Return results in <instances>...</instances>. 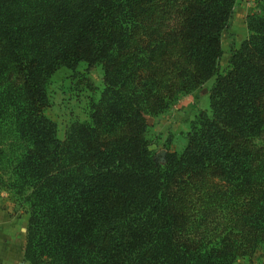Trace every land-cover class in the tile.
I'll return each instance as SVG.
<instances>
[{
    "label": "trees",
    "instance_id": "1",
    "mask_svg": "<svg viewBox=\"0 0 264 264\" xmlns=\"http://www.w3.org/2000/svg\"><path fill=\"white\" fill-rule=\"evenodd\" d=\"M220 72L236 0H0V185L28 209L29 264H237L264 252V0ZM103 90L64 141L60 68ZM214 78L211 116L157 162L145 134ZM4 160V162H2Z\"/></svg>",
    "mask_w": 264,
    "mask_h": 264
},
{
    "label": "rangeland",
    "instance_id": "2",
    "mask_svg": "<svg viewBox=\"0 0 264 264\" xmlns=\"http://www.w3.org/2000/svg\"><path fill=\"white\" fill-rule=\"evenodd\" d=\"M262 2V0H236L231 23L221 39L223 52L219 64L221 73L227 71L232 51L238 50L247 38V17L254 12H258ZM214 80L212 78L196 91L186 95L187 97L190 95L195 97L193 100L195 107L191 109V114H188L186 118L184 116L183 118H177V114L181 110L179 108H175L170 114L165 111L157 117L146 116L148 128L145 137L150 144V150L162 168L165 169L167 166L165 158L168 153L180 154L184 150L190 124L199 113L203 112L209 117L211 116L208 97ZM102 90L103 71L100 66L88 68L86 64H80L75 71L62 67L54 73L45 86L48 106L44 111V116L55 125L59 141H64L69 128L74 123L88 121L91 109L99 100ZM173 106L174 104L170 108ZM198 107H205L206 110ZM174 119H176V122L173 128L170 120ZM1 137L3 140L0 139V145H5L8 133L3 132ZM8 181L9 176L4 173L0 185V201L5 205L12 206L15 215L24 216L26 219V244L23 251V264H29L26 251L28 245V209L23 204L19 193L6 187V185H9ZM254 259L255 261L240 260L237 264H248L246 261H249L250 264H264V252H258Z\"/></svg>",
    "mask_w": 264,
    "mask_h": 264
},
{
    "label": "crops",
    "instance_id": "3",
    "mask_svg": "<svg viewBox=\"0 0 264 264\" xmlns=\"http://www.w3.org/2000/svg\"><path fill=\"white\" fill-rule=\"evenodd\" d=\"M194 98L193 95L181 97L170 110H167L168 113L170 114L172 110L179 108L181 110L178 112L177 118H183V116L186 118L188 114H191V109L195 107L193 104ZM183 106L185 108L182 109ZM200 109L206 110L205 107ZM175 122L176 119L170 120L173 128ZM26 224L24 216L15 215L12 206L5 205L0 201V264H23V251L26 244ZM249 261H255V259L253 258ZM249 261L246 262L250 264Z\"/></svg>",
    "mask_w": 264,
    "mask_h": 264
}]
</instances>
